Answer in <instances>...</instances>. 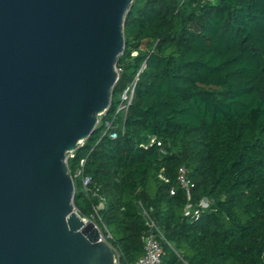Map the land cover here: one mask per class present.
I'll list each match as a JSON object with an SVG mask.
<instances>
[{
    "label": "trees",
    "instance_id": "trees-1",
    "mask_svg": "<svg viewBox=\"0 0 264 264\" xmlns=\"http://www.w3.org/2000/svg\"><path fill=\"white\" fill-rule=\"evenodd\" d=\"M123 36L107 114L67 159L71 175L85 159L89 188L105 198L100 219L76 177L75 209L94 215L123 264L143 252V210L162 264H264V0H133ZM133 80L112 139L104 120ZM179 166L193 184L189 200ZM201 199L208 206L197 217L184 215Z\"/></svg>",
    "mask_w": 264,
    "mask_h": 264
},
{
    "label": "water",
    "instance_id": "water-1",
    "mask_svg": "<svg viewBox=\"0 0 264 264\" xmlns=\"http://www.w3.org/2000/svg\"><path fill=\"white\" fill-rule=\"evenodd\" d=\"M133 0H0V264H114L66 156L111 102Z\"/></svg>",
    "mask_w": 264,
    "mask_h": 264
},
{
    "label": "built area",
    "instance_id": "built-area-1",
    "mask_svg": "<svg viewBox=\"0 0 264 264\" xmlns=\"http://www.w3.org/2000/svg\"><path fill=\"white\" fill-rule=\"evenodd\" d=\"M119 68L116 67V70ZM134 85L135 80H133L131 83H129L118 95V100L114 109V112L112 114V117L110 119L104 120V129L103 132L108 133L110 138H116L118 136V133L122 131V126L119 122L115 121V115H119L120 112H123V116L126 114L128 105L133 97L134 93ZM107 110H105L102 114L99 116H104L107 114ZM99 121V120H98ZM156 142L158 146L161 145L160 141H157L155 138H152L149 143L152 144ZM83 141L80 142L79 145H82ZM74 150L67 153L66 156V162L68 158L73 157ZM84 158H81L79 160V168L74 172L72 178H80V184L82 190L88 194L89 196L96 197L98 199L97 205L94 207V215L99 218V215L97 213V210L103 206L104 203V196L99 192V189L97 187L89 188V183L91 181L90 176L84 175L82 172V166L84 165ZM176 182L180 188L184 190V193L186 195V198L189 200L191 196V187L193 186L190 178L187 175V169L185 166H179L177 170V176H176ZM170 194L175 193V187H171L169 190ZM205 208L208 206V201L205 199H201L197 206L191 205V203H187L184 209V215L187 216H194L197 217L199 215V208ZM143 215L147 219V225L148 228L144 231V233L141 236L142 245H143V252L141 256L133 263V264H162V255H163V248L161 246V243L159 239L156 237L154 230L156 228L155 224L151 219H149L148 214L145 210L142 211ZM94 215H91V218H85V219H91L94 221ZM95 222V221H94ZM97 225V223L95 222ZM98 226V225H97ZM99 228V227H98ZM101 231V230H100ZM102 233V232H101ZM107 236H110L108 233ZM100 238L106 241V237L103 235V233L100 235ZM112 248V247H111ZM114 252V264H123L119 260V252L116 248H112Z\"/></svg>",
    "mask_w": 264,
    "mask_h": 264
},
{
    "label": "rangeland",
    "instance_id": "rangeland-1",
    "mask_svg": "<svg viewBox=\"0 0 264 264\" xmlns=\"http://www.w3.org/2000/svg\"><path fill=\"white\" fill-rule=\"evenodd\" d=\"M116 67H117V65H116ZM117 71H118V69H117ZM119 116L122 117L123 116V112H120ZM99 231H100V229H99ZM100 234H102L101 231H100Z\"/></svg>",
    "mask_w": 264,
    "mask_h": 264
}]
</instances>
